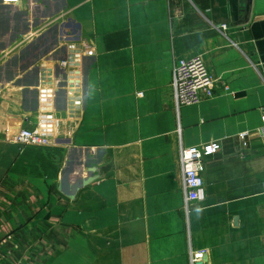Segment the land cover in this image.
<instances>
[{"label": "crops", "instance_id": "0c3cea01", "mask_svg": "<svg viewBox=\"0 0 264 264\" xmlns=\"http://www.w3.org/2000/svg\"><path fill=\"white\" fill-rule=\"evenodd\" d=\"M71 44L87 48L78 97ZM195 55L215 90L178 107L174 68ZM22 127L50 143L17 142ZM212 142L187 210L181 151ZM203 250L195 264H264V0H0V264Z\"/></svg>", "mask_w": 264, "mask_h": 264}, {"label": "built area", "instance_id": "2783aa9c", "mask_svg": "<svg viewBox=\"0 0 264 264\" xmlns=\"http://www.w3.org/2000/svg\"><path fill=\"white\" fill-rule=\"evenodd\" d=\"M7 4H16L20 0H3ZM226 29V25L221 26ZM70 50L60 65L67 69L69 75L68 88L73 97H78L82 86L81 60L87 48L78 44H71ZM215 78L208 71L202 55H195L190 59L180 60L173 74V89L176 105L190 106L199 103L204 98L211 97L215 90ZM81 101L70 103L71 112L79 117ZM249 132L240 133V138L245 140ZM16 141L24 145H48L50 139L43 133L29 127H22ZM220 148L218 143H208L201 146L183 148L181 151V165L183 172V190L186 209L206 198L205 190V158L216 153ZM205 251H196L192 254L191 263L200 261Z\"/></svg>", "mask_w": 264, "mask_h": 264}, {"label": "water", "instance_id": "95a60500", "mask_svg": "<svg viewBox=\"0 0 264 264\" xmlns=\"http://www.w3.org/2000/svg\"><path fill=\"white\" fill-rule=\"evenodd\" d=\"M64 182L61 183V189L64 187ZM69 197H72L74 193H71L70 191L67 192Z\"/></svg>", "mask_w": 264, "mask_h": 264}]
</instances>
